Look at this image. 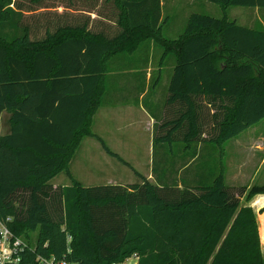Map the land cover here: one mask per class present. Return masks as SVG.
I'll return each instance as SVG.
<instances>
[{"label": "trees", "instance_id": "16d2710c", "mask_svg": "<svg viewBox=\"0 0 264 264\" xmlns=\"http://www.w3.org/2000/svg\"><path fill=\"white\" fill-rule=\"evenodd\" d=\"M96 1L0 0V114L11 113L0 135V219L16 237L39 232L6 264H115L135 254L137 264H264L256 211L242 202L264 184L227 185L223 159L224 142L264 118V24L241 25L227 9L264 11V0H208L223 16L192 12L176 38L164 35L161 0H105L116 9L113 34L70 11ZM153 41L175 58L168 102L182 105L155 127L153 179L84 185L70 162L95 135L113 59L128 56L129 67ZM61 172L71 181L54 185Z\"/></svg>", "mask_w": 264, "mask_h": 264}, {"label": "crops", "instance_id": "0c3cea01", "mask_svg": "<svg viewBox=\"0 0 264 264\" xmlns=\"http://www.w3.org/2000/svg\"><path fill=\"white\" fill-rule=\"evenodd\" d=\"M178 1L179 0H161V4H162L161 20L165 22L164 30H166L165 28L167 27L168 22L173 18L174 10L173 8L171 10V5L172 7H174V2L178 3ZM86 4L88 3L87 2L85 4L81 3L80 7H78L77 10L74 8V9H70V11L74 12L73 13L74 16L78 15L79 17H81L82 15H90L91 22H94V26H95L94 28L96 30L103 29L104 25L106 24H108V26L106 25L107 26L106 31L110 32L111 34L116 33L119 30V27L115 21L116 9L112 2L105 0H97L94 3V7H93L94 10L92 11L86 10L87 9ZM252 10H254V12L256 13L251 15L247 14V16L244 18V21L239 20L238 17L236 16L230 19L237 20L238 23H240L241 25H247L253 28L260 27L261 25L264 24V11L260 10L259 8H253ZM166 37L176 38L177 36L176 37L166 36ZM155 45L157 44H155L154 42H150L142 47L143 50L149 51V59L147 62L144 61V63L147 64H143L145 67L144 69H146L145 70L146 74L143 77H139L138 75H132V76L122 75V73L127 72V70L125 69L127 68V62L129 61L128 56L119 55L113 59V63H112L113 70L111 72L112 74L111 79L114 88L112 92L108 93L105 102L99 106L93 117V122H92L93 133L97 136H100L112 151L118 153L129 164L134 163L133 161H131L130 156L136 155L137 152L136 150L127 152L126 149H138V148L148 147L151 150L154 143V132L157 123H160L165 119L171 118L173 116L174 109L179 106H182L180 101H175L173 103L168 102L169 92H166V94L163 96H160L158 93L155 92L152 93L151 97H148L147 100H145V98L149 95L150 91L152 90L151 86L152 83L154 82L153 69L151 68L152 60H151L150 51L151 49H153ZM157 46H159L163 51L160 60L161 63L160 71H162L164 69L165 60L172 55L164 56L163 46L162 45H157ZM173 63H174L173 65L175 66L176 63L175 58ZM132 72L135 73L136 71L133 69ZM171 76L169 78L168 87L171 80ZM161 80H162V75H159L157 78H155L154 88H156L157 84H159ZM143 83L145 84L143 90L142 91L137 90L138 88L141 87L139 86L137 88L136 86ZM144 101H146L147 104H145ZM213 111L214 110H212V112ZM3 116H6L7 120L3 125L0 124V135L8 134L11 131V124H10L11 113L8 111L2 112L0 114V122ZM263 119L264 118H262L261 120ZM256 123H254L250 127H253ZM250 127H248L247 129H249ZM95 135H91V136L89 135L83 138L72 160L74 159V157L77 154V151L81 147L87 151V149L85 148L86 146L88 147L89 150V148L91 147L89 145H93L92 143L93 140H97L98 142H100L101 146L104 148L101 140ZM239 135L233 138H236L235 141L236 147L238 146L241 149L242 154H241L240 162L238 165H233V167H235L233 170L230 164L231 161L229 162V166L231 167V172L233 173L232 177L235 180L243 179L245 173L252 167L256 166V169H259L260 167L262 168L264 166V126L263 129H256L255 132L251 133L250 135L243 136L241 138L238 137ZM233 138L226 140L223 144V147L225 149L224 151L225 177L227 171L226 142H228ZM200 146L201 143L198 144V147ZM246 149L247 150L250 149L252 150V152L254 149L256 156H258V159L255 161L254 166L248 165V163L247 162L245 163L242 159L243 152ZM85 150L83 153L84 155H86L87 152H90V151L86 152ZM107 154L109 156L115 157L109 154L108 152ZM228 155L232 156V151H230ZM147 163L150 165V172L142 175L152 180L153 179L151 172L152 162H150L149 159ZM61 173L55 176L53 180L56 179L58 176H60ZM259 179L264 180V176H261ZM131 182H135V181L131 180L124 183H131ZM109 183H123V182H120V180L118 181L112 180V182ZM58 184H69V182L63 179L60 180L58 179L57 181H54V185H58ZM257 199H261L264 201V194H258ZM257 206L263 208L264 202L261 205H257ZM137 260L138 258H136V260L132 264H137Z\"/></svg>", "mask_w": 264, "mask_h": 264}, {"label": "rangeland", "instance_id": "374dc122", "mask_svg": "<svg viewBox=\"0 0 264 264\" xmlns=\"http://www.w3.org/2000/svg\"><path fill=\"white\" fill-rule=\"evenodd\" d=\"M167 8V7H166ZM174 10L173 12V18L170 20L167 24V27L164 30V34L166 36L170 37H176L178 36L185 27L187 17L191 12H200V13H206L210 14L216 17L223 16V8L214 2H210L208 0H179L178 3L174 2V7L171 5V10ZM251 7H243V6H233L227 9V12L229 13V18H234L235 16L238 17L239 20L244 21V18L247 16V14L251 15L256 12L252 10ZM167 11V10H165ZM171 12V11H170ZM165 26V24H164ZM169 28V29H168ZM155 42V41H153ZM162 49L155 45L153 49H151V60L152 65L151 68L153 69L154 74V82L155 78H157L159 75H162V80L159 84H157L156 88H154V82L151 86V91L149 95L146 97L145 100H147L148 97H151L152 93H158L160 96H163L168 92V82L169 78L171 76V73L173 71V62L174 58L173 56H169L164 63V69L160 71L161 67V56H162ZM146 56L149 57V51L147 50H140L137 53H135L134 57L136 60L135 64H132L131 66L127 67L125 70L127 72L122 73V75L125 76H132V75H138L139 77H143L146 74V69H144V65L142 64V57ZM145 58V57H144ZM116 66V65H114ZM133 69L136 71L135 73L132 72ZM124 70V69H122ZM116 74V73H115ZM110 87H109V93L112 92L114 85L112 83V79L110 80ZM144 87L145 84L137 85L136 87ZM136 88V89H137ZM141 88H138L137 90L140 91ZM7 120L6 116H3L0 124L3 125ZM264 126V119L256 123L253 127H250L249 129L242 132L238 137L241 138L243 136L250 135L251 133H254L256 129H263ZM206 130H209V124H206L205 127ZM236 138H233L226 142V149H227V155H226V163H227V171H226V183L229 186H242L246 185L248 187L252 186L253 184H264V180L259 179L261 176H264V166L259 169H256L255 167L250 168L244 175L243 179H237L235 180L232 177L231 167L229 166V162L232 166V170L235 168L233 165H238L241 159V149L236 145L235 142ZM93 145L88 150V147L85 146L87 149V152L82 147L77 151L76 156L71 161V171L75 178L80 180L84 185H97V184H106L109 182H112V180H120V182H128V181H141L140 174H146L150 172V165L147 163V161L152 162L153 164V157H154V148L150 150L148 147L138 148V149H126L127 152H131L132 150H136V155H131L129 153L131 161L134 163L131 164V166L125 164L121 160L109 156L107 152L104 150V148L101 146V143L97 140H93ZM234 146V147H233ZM231 149V150H230ZM84 150L87 152L86 155H84ZM225 151V149H224ZM232 151V156H229L228 153ZM151 154V157H150ZM225 155V154H224ZM224 159V157H223ZM243 161L248 163V165L255 164V161L258 159V156L255 154V150L246 149L243 152L242 155ZM152 172V169H151ZM140 173V174H139ZM63 179L65 181L70 182L71 179L68 176L66 172H62L60 176H58L54 181ZM257 195L247 198V196H244L242 198L243 203L250 204L254 207L258 222H259V230L261 234L262 244H263V252H264V226L263 222L264 219H262V216L264 215V211L260 212L261 207H258L256 204ZM39 236L38 230H29L26 229L23 234L19 235L18 238H20L24 243L34 245L37 241ZM136 258L130 257L127 259L125 264H132ZM122 264V263H118Z\"/></svg>", "mask_w": 264, "mask_h": 264}, {"label": "built area", "instance_id": "2783aa9c", "mask_svg": "<svg viewBox=\"0 0 264 264\" xmlns=\"http://www.w3.org/2000/svg\"><path fill=\"white\" fill-rule=\"evenodd\" d=\"M11 217H7V222ZM24 247L23 241L16 237L8 224L0 219V264L17 262L20 260L19 252ZM132 257L138 258L137 255ZM131 257V258H132ZM60 264H75L73 262L62 261ZM118 264V263H115Z\"/></svg>", "mask_w": 264, "mask_h": 264}]
</instances>
